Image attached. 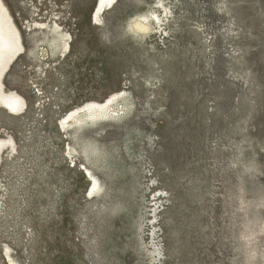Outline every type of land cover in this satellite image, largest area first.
Listing matches in <instances>:
<instances>
[{
	"label": "rangeland",
	"instance_id": "obj_1",
	"mask_svg": "<svg viewBox=\"0 0 264 264\" xmlns=\"http://www.w3.org/2000/svg\"><path fill=\"white\" fill-rule=\"evenodd\" d=\"M6 1L73 43L46 77L25 58L7 83L28 110L0 111L19 151L0 165V264L6 246L21 264H264V0H120L99 26L97 0ZM120 90V119L59 127Z\"/></svg>",
	"mask_w": 264,
	"mask_h": 264
},
{
	"label": "bare ground",
	"instance_id": "obj_2",
	"mask_svg": "<svg viewBox=\"0 0 264 264\" xmlns=\"http://www.w3.org/2000/svg\"><path fill=\"white\" fill-rule=\"evenodd\" d=\"M119 1L97 0L92 22H96L99 26L107 9L112 5L114 8ZM31 8H37V11L33 13L34 11L28 8L32 23L29 22L28 26L23 28L18 25L7 1L0 0V111L3 110L13 116L25 115L28 110L26 97L16 89H10L7 86L11 72L19 62L25 58L35 62L42 78L47 76L48 71L54 70L61 61H66L72 55L73 35L63 26L62 19L55 17L48 21L49 16L47 20H44L38 15L39 6L32 5ZM153 15L134 20L130 25L132 32L149 35L153 31L154 24L160 22L158 15ZM126 94L124 90H120L112 93L102 102L88 101L69 111L60 120L59 127L73 136L85 128L98 127L99 124L118 120L129 112ZM5 151L10 152L6 157L7 161L13 162L18 156L19 151L13 136L0 137V165L5 158L3 155ZM84 169L86 175L90 177L88 193L92 196L101 192L102 186L97 176L90 169ZM2 256L6 264H21L13 257L12 248L9 246L5 247Z\"/></svg>",
	"mask_w": 264,
	"mask_h": 264
},
{
	"label": "built area",
	"instance_id": "obj_3",
	"mask_svg": "<svg viewBox=\"0 0 264 264\" xmlns=\"http://www.w3.org/2000/svg\"><path fill=\"white\" fill-rule=\"evenodd\" d=\"M160 207H161V206H159V207H158V206H157V207H155V210H158V208L160 209ZM158 212H160V211H158ZM158 212H157V213H158Z\"/></svg>",
	"mask_w": 264,
	"mask_h": 264
}]
</instances>
